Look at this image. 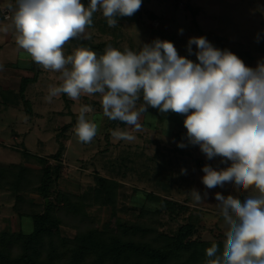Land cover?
I'll list each match as a JSON object with an SVG mask.
<instances>
[{"label": "rangeland", "instance_id": "374dc122", "mask_svg": "<svg viewBox=\"0 0 264 264\" xmlns=\"http://www.w3.org/2000/svg\"><path fill=\"white\" fill-rule=\"evenodd\" d=\"M9 5L14 8L15 0H0L3 16L0 18V65H3L0 70V162L20 163L22 152L26 151L46 156L54 163L51 156L62 151L63 174L59 184L53 186L55 192L59 189L85 192L95 184V174H100L119 182L120 218L131 221L137 219L143 207L156 209L161 205L159 218L163 231H174L190 219L198 225L204 240L214 239L218 227L226 231L215 193L232 194L241 200L254 193L236 191L231 183L223 188L206 189L201 177L204 165L220 169L230 166L231 162L221 163V157L208 160L198 145L188 144L185 117L180 114L160 113L148 107L140 116L142 130L135 131L119 120L104 116L99 94L82 95L77 101L61 94L47 102L49 87L61 83V73L44 70L17 47ZM155 16L157 21L153 22ZM116 20L117 26L109 27L100 11L92 38L85 39L86 47L99 56L108 45L138 51L142 44L161 39L173 42L179 55L198 62L196 46L192 45V54H189L187 44L190 37L204 36L214 47L238 55L249 67L255 68L258 61H264V0H184L183 6L181 0H142L141 8L133 16H117ZM169 27L172 29L168 30ZM96 45L100 46L97 50ZM78 46L71 40L65 45V54H71ZM33 77L36 80L27 85L24 94L20 93L22 80ZM142 103V99L138 101L137 108ZM84 105L93 109L86 115L98 125L97 135L90 143L80 142L74 133L79 110ZM116 131L129 132L136 139H119L113 135ZM181 142L187 146L178 147ZM192 189L202 196L207 192V198L195 202ZM147 194L166 202L162 206ZM31 198L43 202L37 193H32ZM14 203V193L7 188L0 189V230L31 232L33 220L17 216ZM87 208L91 219L101 228L111 219L112 206ZM177 213L179 216L173 217ZM62 232L73 236L76 229L65 226Z\"/></svg>", "mask_w": 264, "mask_h": 264}, {"label": "clouds", "instance_id": "9594fccd", "mask_svg": "<svg viewBox=\"0 0 264 264\" xmlns=\"http://www.w3.org/2000/svg\"><path fill=\"white\" fill-rule=\"evenodd\" d=\"M141 6L142 0H90L87 6L81 0H15L9 10L17 47L44 70L61 73V83L49 87L47 102L61 94L74 101L99 94L104 116L135 131L142 130L140 116L148 107L180 114L188 144L198 145L208 160L230 161L220 169L204 165L202 184L213 189L231 183L236 191L254 194L241 200L215 193L226 239L222 253L216 243L206 248L205 264H264V61L249 67L204 36L190 37L187 44L189 54L196 46L198 62L179 55L173 42L161 39L142 44L138 51L108 45L98 56L78 46L65 54L71 40L91 38L87 29L97 11L109 27H116L117 16L131 17ZM92 111L88 105L79 110L74 133L82 143H90L98 132L86 115ZM113 135L136 139L126 131ZM191 195L199 203L208 193L202 196L192 189Z\"/></svg>", "mask_w": 264, "mask_h": 264}, {"label": "trees", "instance_id": "16d2710c", "mask_svg": "<svg viewBox=\"0 0 264 264\" xmlns=\"http://www.w3.org/2000/svg\"><path fill=\"white\" fill-rule=\"evenodd\" d=\"M81 2L87 6L90 0ZM96 15L97 12L88 29H93ZM90 34L92 38L93 33ZM72 41L87 46L83 38ZM35 80L23 79L19 92L24 94L27 85ZM22 156L20 163H0V189L14 193L16 215L31 218L34 228L29 233L0 230V264H205V250L212 243L222 253L226 237L219 227L211 240L202 238L198 225L191 219L174 231H163L161 205L156 209L143 207L137 219L125 220L117 212L118 180L95 174V184L85 192H55L53 186L59 184L63 174V152L51 156L54 163L46 156L26 151ZM32 193L42 196L43 202L31 198ZM147 195L162 206L166 202L159 196ZM89 205L113 207L111 219L104 227L91 219ZM178 216L177 213L173 217ZM65 226L74 227L76 233L64 235Z\"/></svg>", "mask_w": 264, "mask_h": 264}, {"label": "crops", "instance_id": "0c3cea01", "mask_svg": "<svg viewBox=\"0 0 264 264\" xmlns=\"http://www.w3.org/2000/svg\"><path fill=\"white\" fill-rule=\"evenodd\" d=\"M189 5V4H188ZM100 12V11H99ZM99 12L97 11V15H96V20H97V18H98V16H99ZM157 17L155 16V18L152 20L153 22L154 21H157V19H156ZM162 24V23H161ZM162 26V25H161ZM156 27V26H155ZM163 29L165 28L164 26L162 27ZM166 29H167V27H166ZM170 29H172L171 27H169V29L168 30H170ZM87 31L88 32H92V28L91 29H87ZM0 163H2V162H0ZM2 164H4V163H2Z\"/></svg>", "mask_w": 264, "mask_h": 264}, {"label": "built area", "instance_id": "2783aa9c", "mask_svg": "<svg viewBox=\"0 0 264 264\" xmlns=\"http://www.w3.org/2000/svg\"><path fill=\"white\" fill-rule=\"evenodd\" d=\"M183 2H184V0H181V6H183Z\"/></svg>", "mask_w": 264, "mask_h": 264}, {"label": "water", "instance_id": "95a60500", "mask_svg": "<svg viewBox=\"0 0 264 264\" xmlns=\"http://www.w3.org/2000/svg\"><path fill=\"white\" fill-rule=\"evenodd\" d=\"M48 201V200H47Z\"/></svg>", "mask_w": 264, "mask_h": 264}]
</instances>
